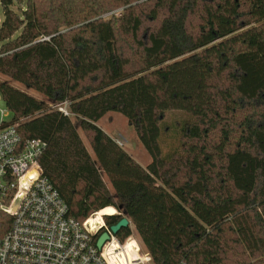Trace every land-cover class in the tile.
I'll list each match as a JSON object with an SVG mask.
<instances>
[{
  "label": "trees",
  "instance_id": "16d2710c",
  "mask_svg": "<svg viewBox=\"0 0 264 264\" xmlns=\"http://www.w3.org/2000/svg\"><path fill=\"white\" fill-rule=\"evenodd\" d=\"M0 74L46 98L0 80L69 216H127L117 237L153 264H264V0H0ZM110 111L148 164L97 126ZM168 111L185 118L164 152Z\"/></svg>",
  "mask_w": 264,
  "mask_h": 264
},
{
  "label": "built area",
  "instance_id": "2783aa9c",
  "mask_svg": "<svg viewBox=\"0 0 264 264\" xmlns=\"http://www.w3.org/2000/svg\"><path fill=\"white\" fill-rule=\"evenodd\" d=\"M0 100V212L10 217L0 235V264H149L139 239L131 234L121 241L110 232L103 216L113 213L94 211L82 222L68 215L39 164L45 141L22 140ZM54 107L69 114L66 102ZM103 232L108 238L98 248Z\"/></svg>",
  "mask_w": 264,
  "mask_h": 264
},
{
  "label": "rangeland",
  "instance_id": "374dc122",
  "mask_svg": "<svg viewBox=\"0 0 264 264\" xmlns=\"http://www.w3.org/2000/svg\"><path fill=\"white\" fill-rule=\"evenodd\" d=\"M118 11V10H117ZM116 11V12H117ZM137 63V62H136ZM0 80L7 81L11 85L22 89L26 91L28 94L38 98V99H43L46 100L44 96L39 94L37 91L33 89H29L24 87L22 84H19L15 81H12L8 79L6 76L0 74ZM0 106H3L2 101L0 100ZM175 112V113H173ZM171 113V114H170ZM168 118L165 121L166 125L170 126L169 130H167L168 134H163L162 135V141H163V151H169L174 147H177L179 145L178 141V134L175 132V127H180L182 121L185 118V115L182 114L181 111H168ZM9 119H11V114L8 115ZM77 126V122H75ZM97 126H99L104 132H106L109 136L113 137L115 140L121 143L122 147L127 151V153L134 158L140 165L145 166L150 162V155L148 152L145 150L141 142L138 140L134 130L128 126L127 121L125 117L114 111L107 112L104 116H102L97 122ZM78 133L93 157L92 150L89 145V141L87 137L85 136L84 132L77 126ZM103 179L111 191L113 193V189L110 186V183L108 182L107 178L105 175H103ZM118 201V199H117ZM116 209H113L114 211ZM116 212V211H114ZM91 215V214H90ZM105 216H103V219L105 221ZM125 216V215H124ZM130 225V223H129ZM134 237L139 239L136 231L132 228V233ZM149 264H153L152 261Z\"/></svg>",
  "mask_w": 264,
  "mask_h": 264
},
{
  "label": "water",
  "instance_id": "95a60500",
  "mask_svg": "<svg viewBox=\"0 0 264 264\" xmlns=\"http://www.w3.org/2000/svg\"><path fill=\"white\" fill-rule=\"evenodd\" d=\"M129 225V219L127 216H123L119 221H117L115 224L111 225L109 227V230L113 234H117V232L123 228ZM108 234L107 232L101 233V235L98 237L96 241V246L100 248L105 240H107Z\"/></svg>",
  "mask_w": 264,
  "mask_h": 264
}]
</instances>
